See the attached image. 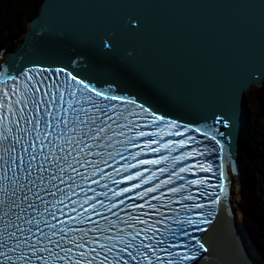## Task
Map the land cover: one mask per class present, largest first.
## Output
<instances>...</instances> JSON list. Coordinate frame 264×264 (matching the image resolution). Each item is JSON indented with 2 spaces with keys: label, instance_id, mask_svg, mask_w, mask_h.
I'll return each instance as SVG.
<instances>
[{
  "label": "snow or ice",
  "instance_id": "6c2138e0",
  "mask_svg": "<svg viewBox=\"0 0 264 264\" xmlns=\"http://www.w3.org/2000/svg\"><path fill=\"white\" fill-rule=\"evenodd\" d=\"M123 25L141 27L133 16ZM113 39L99 35L100 50L111 52ZM67 51L84 69L79 77L65 67L20 72L14 60L0 70V264L213 258L205 236L221 200L214 189L226 187L230 137L219 129L230 120L171 118L138 92L89 74L87 57ZM209 172L218 184L198 175Z\"/></svg>",
  "mask_w": 264,
  "mask_h": 264
},
{
  "label": "water",
  "instance_id": "95a60500",
  "mask_svg": "<svg viewBox=\"0 0 264 264\" xmlns=\"http://www.w3.org/2000/svg\"><path fill=\"white\" fill-rule=\"evenodd\" d=\"M128 16L140 20L139 30L124 27ZM106 32L113 33L111 52L98 46ZM18 41L5 50V70L14 60L19 71L65 67L79 77L84 69L67 51L75 48L87 57L89 74L138 92L171 118L202 125L213 113L226 116L232 127L219 129L230 137L226 187L205 236L214 257L197 264H264L228 200L231 177L240 174L244 93L264 81V0H43Z\"/></svg>",
  "mask_w": 264,
  "mask_h": 264
},
{
  "label": "trees",
  "instance_id": "16d2710c",
  "mask_svg": "<svg viewBox=\"0 0 264 264\" xmlns=\"http://www.w3.org/2000/svg\"><path fill=\"white\" fill-rule=\"evenodd\" d=\"M42 1L0 0V51L22 38L26 31L28 21L37 15ZM249 96L251 97L247 100L254 98V105L260 107L263 103L264 89L260 90L258 88L251 92ZM262 120V116L255 117L253 119V127H257ZM251 137L253 136L249 137L247 135L244 139L240 156L243 154L245 157H249L250 161L253 159V163L251 164L256 165L257 170L254 171L255 179L246 187V192L240 203L242 210L241 223L248 239L253 243L261 260L264 262V139L262 138L260 142V138H258L262 150L258 149L257 153H255L252 145L248 142L251 140L254 141ZM251 153L254 155H251Z\"/></svg>",
  "mask_w": 264,
  "mask_h": 264
},
{
  "label": "rangeland",
  "instance_id": "374dc122",
  "mask_svg": "<svg viewBox=\"0 0 264 264\" xmlns=\"http://www.w3.org/2000/svg\"><path fill=\"white\" fill-rule=\"evenodd\" d=\"M18 42L19 41L17 40L14 43H12L11 45L3 48L0 51V59L3 56L6 49L12 48ZM258 88L260 90L264 89V81H263L262 86L251 87L247 92L244 93V100H245V105H246V126L241 132V134H242L241 139H240L241 141H239L240 142L239 143L240 144V146H239V161H240L239 166H240V174L241 175H240V178L238 179L239 180L238 181L239 182L238 187H236L237 189L235 190L236 199L234 201V202H236V204H235L236 209L238 211H240L241 221H242V210H241V204L240 203L242 202V197L244 196V194L246 192V187H248L249 184L251 183V181L253 179H255V172L254 171H256L257 168H256V165L251 164V163H253V159L250 161L249 157H247V156L245 157L243 154L240 156V151L242 150V147L244 144V139L246 138L247 135L249 137L253 136L251 138L254 139V141L250 139L251 141H248V142L250 145H252V148L255 151V153H257L258 149H261L262 146H260L259 143L262 141V138L264 139V98L262 99L263 103L260 105V107L259 106L257 107L254 105L255 104L254 98L247 100L249 97H251V96H249V94L251 92H253L254 90H257ZM258 116H262L263 120L261 121V123H259V125H257V127L256 126L253 127V119H255V117L257 118ZM258 138H260V140H259L260 142L258 141ZM251 155H254V154L251 153ZM251 155H249V156H251ZM241 227L243 228L242 223H241ZM243 230H244V228H243Z\"/></svg>",
  "mask_w": 264,
  "mask_h": 264
},
{
  "label": "bare ground",
  "instance_id": "6f19581e",
  "mask_svg": "<svg viewBox=\"0 0 264 264\" xmlns=\"http://www.w3.org/2000/svg\"><path fill=\"white\" fill-rule=\"evenodd\" d=\"M17 46V44L16 45H14L12 48H15ZM12 48H10V49H12ZM6 52V51H5ZM5 52H4V54H3V56L1 57V59H0V64L2 63V61L4 60V57H5ZM246 126V123H245V125H244V127ZM244 129V128H243ZM242 129V130H243ZM242 130H241V132H242ZM240 139H241V136H240V138H239V141H240ZM239 141H238V159H239ZM239 161V160H238ZM240 162V161H239ZM238 171H239V173H240V166H238ZM240 175L241 174H239V176L238 177H234L233 175H232V177H231V180H230V183H229V186H228V200H229V204H230V209H231V211H232V217H233V220H234V223H235V225L238 227V228H240V229H242L243 230V228L241 227V214H240V211H238L237 209H236V202H234L235 201V199H236V194H235V190L237 189L236 187H238V179L240 178ZM234 202V203H233ZM235 206V207H234ZM237 210V211H236ZM249 240V239H248ZM249 242L250 243H252L250 240H249Z\"/></svg>",
  "mask_w": 264,
  "mask_h": 264
}]
</instances>
